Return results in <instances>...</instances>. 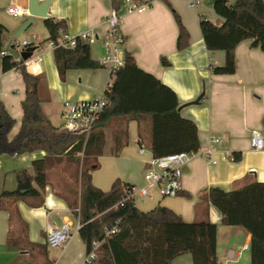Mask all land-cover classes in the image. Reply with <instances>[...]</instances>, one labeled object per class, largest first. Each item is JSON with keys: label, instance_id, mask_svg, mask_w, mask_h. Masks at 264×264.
Segmentation results:
<instances>
[{"label": "crops", "instance_id": "1", "mask_svg": "<svg viewBox=\"0 0 264 264\" xmlns=\"http://www.w3.org/2000/svg\"><path fill=\"white\" fill-rule=\"evenodd\" d=\"M188 1L151 0L148 7L123 14L120 22L123 48L134 56L139 68L175 91L181 106L178 110L180 115L196 124L200 147H205L209 137L214 135L221 139V149L238 155L239 159H222L221 151L215 153V164L202 157H194L183 168L181 177V192L188 193L190 198L179 194L139 203L142 207L136 206L147 210L162 204L186 221L208 220L216 223L217 263L249 264L251 234L244 227L222 224L218 209L201 194L209 187H219L225 191L241 187L248 181H264V147L255 150L250 144L252 129H260L264 141V51L259 46H253L251 39L242 40L234 49V72L221 74L210 70V65L222 66L225 53L223 50L207 49L199 19L203 15L220 23L222 18L214 12V0H201L198 8L188 5ZM227 1L233 3L235 0ZM28 2L0 0V25L4 27L0 32V50H6L14 29L31 16L29 11L22 16H14L7 11V7L15 4L27 8ZM172 8L189 32V44L183 50L176 46L178 26ZM109 9L110 0H50L48 4L49 18L63 19L70 36L90 28L98 36L103 34L107 28L104 18ZM30 25L20 35L21 42H31L32 47L42 49V53L41 59L27 70L40 75V107L50 123L60 127L64 101L92 99L103 93L113 78L108 69L97 67L68 69L62 79L57 73L53 48L48 46V31L43 25V17L33 16ZM12 41H18V37L12 38ZM91 44L95 46L93 50L90 48V56L99 61L104 54L102 40L98 37L89 46ZM162 59L167 63L164 64ZM202 92L204 94L199 102L191 103ZM24 97L25 85L19 72L14 68L0 70V102L14 119L10 138L19 129ZM147 125L149 121L146 117L141 119V123L129 120L128 140L118 156L109 153L113 139L110 128L106 131L105 153L98 158V167L91 170L93 185L109 190L115 178L134 186L143 184L145 162L152 155L147 146ZM139 146L145 148L142 154H138ZM43 155L44 152L39 150L11 156L0 154V193L12 191L17 184L15 172L25 169L32 173V160L43 158ZM55 172V176L49 173V182L45 185L39 205L34 204L32 197L18 199L12 205L5 198L0 201V264H10L17 257L16 254L24 256L29 248L34 251L44 243L48 225L59 227L65 221L71 223V239L63 248H59L60 255L53 264H59L63 253L69 249H74L77 257L72 264L83 261L85 245L78 235L77 221L70 214L64 196L68 195L70 184L64 182L65 173L58 169ZM13 206L18 216L10 214ZM170 264H193L192 256L190 253L180 254Z\"/></svg>", "mask_w": 264, "mask_h": 264}, {"label": "trees", "instance_id": "2", "mask_svg": "<svg viewBox=\"0 0 264 264\" xmlns=\"http://www.w3.org/2000/svg\"><path fill=\"white\" fill-rule=\"evenodd\" d=\"M111 4L117 7L119 2L111 0ZM212 4L222 21L214 22L201 15V35L207 49L225 53L222 66H212V70L232 73L235 71L234 49L240 41L251 39L253 46L264 51V1L214 0ZM172 12L178 26L176 46L183 50L189 44V32L175 9L172 8ZM43 25L48 31L47 40L55 41L60 31L67 30L63 19L43 18ZM3 28L0 25V32ZM33 49L32 46L26 48ZM123 56V65L114 71L113 80L104 91L106 106L88 133L65 131L50 123L40 107V75L28 71L22 59H15L9 53L0 56V70L14 68L25 85L20 126L11 138L9 133L14 119L0 102V154L44 152L43 158L32 160V173L25 169L15 172L16 187L12 191H2L0 201L5 198L12 205L18 199L32 197L34 204L39 205L49 182V170L57 167L67 171L73 179L68 195L64 196L70 214L80 222L78 235L85 252L91 249L93 241H100L97 257L91 264H170L183 253L191 254L193 264H218L216 223L186 221L162 204L141 210L131 198L125 199L132 185L119 178L111 182L109 190L92 183L91 170L98 167V158L105 153L106 131L110 128L113 139L109 153L118 156L128 140L129 120L141 123V119L147 118V146L154 157L200 147L196 124L180 115L175 91L139 68L131 53L123 50ZM53 57L62 79L68 69L101 67L99 61L90 56L89 44L78 38L73 47H55ZM162 62L167 63L165 59ZM138 137L141 144L140 128ZM238 159L235 155L234 160ZM180 194L190 198L188 193ZM202 195L218 209L222 224L244 227L251 234L249 264H264V181H248L241 187L225 191L209 187ZM13 213L18 216L15 206L10 210V214ZM112 225H116L117 230L106 236L105 228Z\"/></svg>", "mask_w": 264, "mask_h": 264}, {"label": "built area", "instance_id": "3", "mask_svg": "<svg viewBox=\"0 0 264 264\" xmlns=\"http://www.w3.org/2000/svg\"><path fill=\"white\" fill-rule=\"evenodd\" d=\"M201 0H189L188 5L194 8H198ZM264 1V0H263ZM119 5L117 7L111 4L110 9L104 18V22L107 23L106 31L97 35L93 29L80 32L78 35L70 36L66 31H60L59 36L55 41L49 40L48 46L55 48L58 46H64L66 48L73 47L76 43V38L90 45L99 37L102 40L104 47V54L99 60L101 67L109 70L113 78L114 71L123 65V43L124 37L120 32V25L122 16L125 13L139 11L151 4V0H118ZM7 11L14 16H22L28 12L27 8H22L18 5H10L7 7ZM22 46L20 51L31 45V42L25 40L22 42L12 41V47L17 52V47ZM42 49L34 47L30 56L25 60L22 59V64L25 67H29L34 63H37L41 59ZM8 54L6 50H0V56ZM21 59V58H18ZM212 70V65L209 66ZM213 71V70H212ZM106 99L104 92L98 96L88 100H75L64 101L62 103V121L59 128L70 131H90L93 121L98 118L104 107L106 106ZM251 147L255 150L262 149L264 147L263 134L260 129H252L250 132ZM221 139L217 136H210L208 143L205 147H199L196 150L178 151L175 153L154 157L151 155L145 162L143 173V184L132 185L128 191L126 198H131L133 203H144L147 201H154L163 197H174L179 195L182 190L181 177L184 172V167L194 157H202L207 162L215 164L217 157L215 153L217 151L222 152V159L234 160V155L224 149H221ZM145 151L144 146L138 147V154H142ZM124 200V199H123ZM78 211V209H77ZM76 229H79L80 222L76 219ZM71 223L65 221L61 226L48 225L45 232L44 244L49 248H63L65 244L71 239ZM117 230L116 225H112L110 228H105V235H109ZM100 241H93L91 249L86 251L83 257V263L91 264L96 259V249L99 246Z\"/></svg>", "mask_w": 264, "mask_h": 264}, {"label": "rangeland", "instance_id": "4", "mask_svg": "<svg viewBox=\"0 0 264 264\" xmlns=\"http://www.w3.org/2000/svg\"><path fill=\"white\" fill-rule=\"evenodd\" d=\"M21 38L22 36H19L18 37V41L21 42ZM33 40H36V38ZM94 46L93 44H91L90 48L93 50L94 49ZM22 48V46L20 47H17V50L20 51ZM95 53V52H94ZM97 54H99V50H97L96 52ZM146 129L147 131L145 132L146 136H148V129H149V126L147 125L146 126ZM144 136V137H146ZM146 139V138H145ZM54 168V170H53ZM52 169L49 170L51 176H55L56 172H55V169H58L57 167H53ZM59 170V169H58ZM60 172H63L65 173V180L64 182H66L68 185H72L73 184V179L71 177H69V174L67 171H60ZM139 205V203H138ZM140 207H142L141 205H139ZM79 246V244H78ZM23 249H27L25 247H22ZM46 253V256H44V254ZM60 253V250L59 248H46L45 247V244L43 243L42 245L36 247V249L34 251H31V249L29 248L28 249V253L24 256H19L18 254L17 257L15 256V258L11 261L10 264H22L23 263H28V264H53L55 262V260L59 257V254ZM76 254H75V250L74 249H69V250H66L64 253H63V257L60 261L59 264H72L75 259H76ZM16 260V262L14 261ZM80 264H85L83 262H81Z\"/></svg>", "mask_w": 264, "mask_h": 264}, {"label": "water", "instance_id": "5", "mask_svg": "<svg viewBox=\"0 0 264 264\" xmlns=\"http://www.w3.org/2000/svg\"><path fill=\"white\" fill-rule=\"evenodd\" d=\"M50 0H43L38 2V0H29L27 9L31 16L20 26L16 27L14 31L12 32V38H17L21 34H23L31 25L33 16L37 17H43V18H49V12H48V4ZM12 38L8 40V44L6 46V51L15 59L21 58L25 60L28 56H30L32 50H26L17 52L12 47ZM204 92H202L199 96H197L194 100L191 101V103H198L199 100L203 97ZM181 108V106H178V110Z\"/></svg>", "mask_w": 264, "mask_h": 264}]
</instances>
